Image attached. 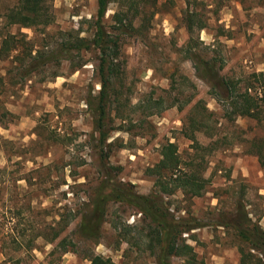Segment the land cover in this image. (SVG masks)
<instances>
[{
	"label": "rangeland",
	"instance_id": "374dc122",
	"mask_svg": "<svg viewBox=\"0 0 264 264\" xmlns=\"http://www.w3.org/2000/svg\"><path fill=\"white\" fill-rule=\"evenodd\" d=\"M19 1L0 0V45L4 37L15 45L0 55V264H89L92 253L108 257L111 264H155L145 244L120 241L107 217L96 243L78 240L76 222L60 229L70 209L89 211L92 188L102 176L99 134L90 108L101 87L98 51L90 48L73 60L51 62L33 56L38 49L51 53L69 34L90 37L97 1L44 0L52 21L32 27L8 21L6 15ZM187 10H195L205 24L193 36L212 47L199 46L202 62L221 57L222 73L240 84L262 72L258 83L264 85V0H111L106 27L125 19L133 25L122 35L118 55L125 72L117 87L120 104H126L122 113L130 104L163 99L157 113L146 116L137 108L131 122L111 112L105 162L119 181L149 192L155 180L149 168L159 160L162 145L174 143L183 160L193 152L183 125L201 99L212 111L196 134L201 144L215 140L214 151L205 156L204 176L210 183L202 196L183 201L176 193L170 203L209 221L219 212L234 213L235 202L241 200L251 219L264 228V170L252 145H261L253 142L264 138V124L226 118L186 54ZM109 212L129 224L140 217L115 203ZM55 232L65 237L70 250L53 248L48 241ZM185 236L201 264H238L239 242L231 230L208 225ZM171 261L184 264L179 257Z\"/></svg>",
	"mask_w": 264,
	"mask_h": 264
},
{
	"label": "trees",
	"instance_id": "16d2710c",
	"mask_svg": "<svg viewBox=\"0 0 264 264\" xmlns=\"http://www.w3.org/2000/svg\"><path fill=\"white\" fill-rule=\"evenodd\" d=\"M96 1L97 8L90 37L69 34L55 46L57 49L53 50L55 52L48 54L38 49L33 56L35 60L44 58L42 62H51L61 58L73 60L75 54L90 48L98 51L97 72L101 87L96 101L90 108L94 114L93 129L99 134L102 176L92 188L89 211L70 209L60 229H66L72 222H76L74 232L78 240L96 243L101 237L102 225L108 218L109 224L117 230L120 241L134 243L138 247L145 244V251L154 257L155 264H172L173 257L181 258L184 264H201L185 234L189 236L192 230L208 225L222 226L231 230L239 242L238 264H264V228L256 220L251 219L246 205L241 200L235 202L234 213L219 212L209 221L192 214L188 207L179 209L180 207H174L170 203L169 197L176 193L181 194L183 201L200 197L207 191L210 183L209 177L204 176L207 163L205 156L214 151L215 140L201 144L196 134L203 130L212 111L208 112L201 99H198L188 112L186 116L188 125L185 121L183 125L186 126L184 127L186 137L192 141L193 152L189 154L187 160H183L174 143L162 145L159 160L149 168L155 179L149 192H137L131 183L119 181L112 173L113 167L106 164L108 154L104 148L108 136L107 122L113 120L111 112L120 121L131 122V114L135 113L137 108H142L140 114L146 116L157 113L162 107L163 98L158 97L147 105H141L140 102L132 106L130 104L129 111L122 113L126 104H120L121 93L117 87L121 85L125 72L118 55L122 35L129 33L133 25L130 19H125V22L119 21L109 29L104 23V17L111 0ZM186 13V29L189 33L186 54L193 61L198 76L206 81L209 91L219 101L226 118L232 120L242 117L264 124V85L258 83L261 78L263 79V73H252L240 84L239 80L228 78L222 73L224 63L221 57L218 59L212 56L207 63L202 62L199 46L203 43L193 36V32L196 28H204L205 24L197 17L199 15L195 10H187ZM6 16L10 23H18L25 27L47 25L52 21L44 0H20L18 6L12 8ZM14 46L11 45L9 37H4L0 45V55L15 49ZM202 48L212 49L211 44L203 45ZM151 100L153 99L149 97L148 101ZM184 106L179 105V108ZM195 112H201L202 116L193 117L191 113ZM253 143H261L252 145L256 148L253 151L264 170V138ZM201 151L205 153L201 154ZM196 158H199L197 163ZM113 203L136 210L140 213L139 220L132 224L121 222L115 212H109ZM180 210L184 211L183 215ZM65 241V237H60L59 232H55L48 242L54 244V249L60 246L66 252L70 249L65 247ZM89 261V264H111L108 257L94 253L89 255Z\"/></svg>",
	"mask_w": 264,
	"mask_h": 264
}]
</instances>
